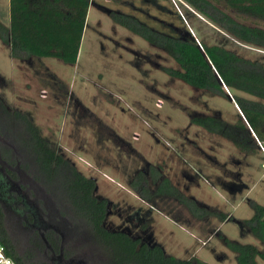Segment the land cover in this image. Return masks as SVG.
<instances>
[{"label": "rangeland", "instance_id": "374dc122", "mask_svg": "<svg viewBox=\"0 0 264 264\" xmlns=\"http://www.w3.org/2000/svg\"><path fill=\"white\" fill-rule=\"evenodd\" d=\"M152 1L169 10L174 5L199 44L222 46L264 62L263 49L236 40L182 0H94L76 65L54 58L13 59L9 47L0 40V95L14 110L29 114L42 136L79 172L96 179L97 195L112 204L107 219L111 229H129L140 235L143 219H151L155 241L167 255L180 260L198 258L209 264H237L235 254L217 237L220 221L199 222L175 202H159L161 209L187 222L179 226L158 209L151 210L129 187L136 172L150 163L162 165L165 175L188 196L231 214L236 221L253 217L250 200L264 205V144L259 142V151L246 154L229 140L191 124L194 114L220 115L235 124L240 113L233 95L257 99L228 89V98L217 96L170 77L161 68H178L176 62L114 23L106 11L135 15L162 30L148 14L169 22H173V15L159 10ZM213 1L237 21L264 29L263 20L236 14L224 3ZM0 20L10 25V0H0ZM175 22L182 24L177 19ZM0 129V154L28 166L17 122L1 110ZM7 179L0 169V201L6 208L9 230L22 246L27 235L22 220L28 213L36 216L38 207L25 194L28 208L23 209L26 205L12 195L19 192V184L10 186ZM65 183L59 175L54 183L45 184L41 190L45 199L52 197L60 207H66L69 192ZM46 190L50 195L46 196ZM227 223L222 234L264 251V245L248 230L243 235L235 221ZM48 261L64 264L60 257ZM258 262L264 264L260 259Z\"/></svg>", "mask_w": 264, "mask_h": 264}, {"label": "trees", "instance_id": "16d2710c", "mask_svg": "<svg viewBox=\"0 0 264 264\" xmlns=\"http://www.w3.org/2000/svg\"><path fill=\"white\" fill-rule=\"evenodd\" d=\"M182 1L236 40L264 50V29L237 21L213 0ZM217 1L236 14L264 21V0ZM92 2L10 0V25L6 26L0 20V40L9 47L13 59L54 58L68 65H76ZM151 3L168 15H173V22H169L148 14L152 21L158 22L168 32L148 25L135 15L106 11L114 23L165 52L176 62L178 68H161L170 77L194 89L225 98H228L226 89L256 98L250 100L233 95L240 110L239 120L235 124L226 122L220 115L203 114L191 115V124L229 140L246 154L259 151L258 143L264 144V62L244 58L222 46L199 44L182 22L174 5L173 10H169L156 1ZM174 18L182 24H177ZM0 110L17 122L23 136L20 143L25 148L23 158L28 163V166L18 164L10 156L0 154V169L6 174L10 186L19 184V192L12 195L26 205L23 209L28 208L25 194L38 207V216L28 213L22 220L27 235L21 246L9 230L6 208L0 201V243L17 264H51L48 261L50 257L60 256L65 264H207L198 258L180 260L167 255L155 241L151 219L142 221L140 235L133 234L129 229H111L107 219L112 204L97 195L96 179L79 172L42 136L29 114L11 108L1 95ZM59 175L65 179L69 192L66 207H60L58 200L52 197L45 199V193L41 191L46 188L45 184L54 183ZM129 187L151 206V210L158 209L176 223L184 225L187 222L172 211L161 209L159 202L173 201L199 222L211 219L222 223L235 221L243 235L248 230L264 245V205L253 200L249 202L253 217L236 221L228 214L188 196L165 175L162 165L150 163L136 172L129 181ZM46 191V196L50 195V190ZM32 225L36 228L32 229ZM217 237L223 246L235 254L237 264H259V259L264 262V251L257 246L239 243L222 233H218Z\"/></svg>", "mask_w": 264, "mask_h": 264}, {"label": "built area", "instance_id": "2783aa9c", "mask_svg": "<svg viewBox=\"0 0 264 264\" xmlns=\"http://www.w3.org/2000/svg\"><path fill=\"white\" fill-rule=\"evenodd\" d=\"M0 264H17L13 258L6 253L5 247L0 243Z\"/></svg>", "mask_w": 264, "mask_h": 264}, {"label": "crops", "instance_id": "0c3cea01", "mask_svg": "<svg viewBox=\"0 0 264 264\" xmlns=\"http://www.w3.org/2000/svg\"><path fill=\"white\" fill-rule=\"evenodd\" d=\"M94 1V0H93ZM169 1L170 0H165V2L166 3H169ZM108 2H109V0H108ZM92 5H96V3H94V2H92V4H91V6ZM161 5V4H160ZM91 6H90V8H91ZM90 8H89V10H90ZM89 14V13H88ZM7 26V25H6ZM237 107V106H236ZM237 109H238V111H239V113H240V110H239V108L237 107ZM203 203V202H202ZM205 204V203H204ZM207 205V204H206ZM209 206V205H208ZM161 213V212H160ZM162 215H163V213H161ZM229 216H231L232 217V215L231 214H228ZM165 216V215H164ZM169 218V217H168ZM236 219V218H235ZM172 220V219H171ZM237 221H239L238 219H237ZM175 222V221H174ZM228 222V221H227ZM227 222H224V223H222L221 222V226H220V229H219V233H221V229L226 225V224H228ZM176 223V222H175ZM179 226H182L181 224H179V223H177ZM224 235V234H223ZM244 239V238H243ZM257 240V239H256ZM258 241V240H257ZM244 244H252V243H244ZM254 245V244H253ZM256 246V245H255ZM236 258V257H235ZM201 260V259H200ZM203 261V260H202ZM203 262H205V263H207V264H209L208 262H206V261H203Z\"/></svg>", "mask_w": 264, "mask_h": 264}, {"label": "flooded vegetation", "instance_id": "af4514ba", "mask_svg": "<svg viewBox=\"0 0 264 264\" xmlns=\"http://www.w3.org/2000/svg\"><path fill=\"white\" fill-rule=\"evenodd\" d=\"M144 217H141V220L143 219ZM144 220V219H143ZM140 221V220H139ZM60 261L61 262H63L64 261V259H63V257L62 256H60ZM64 263V262H63ZM65 264V263H64Z\"/></svg>", "mask_w": 264, "mask_h": 264}, {"label": "water", "instance_id": "95a60500", "mask_svg": "<svg viewBox=\"0 0 264 264\" xmlns=\"http://www.w3.org/2000/svg\"><path fill=\"white\" fill-rule=\"evenodd\" d=\"M230 98H232V97L230 96ZM232 100H233V98H232Z\"/></svg>", "mask_w": 264, "mask_h": 264}]
</instances>
